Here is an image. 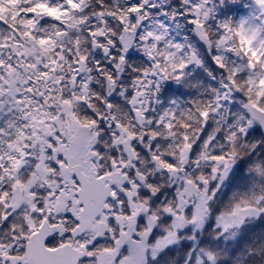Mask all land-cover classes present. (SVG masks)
Returning a JSON list of instances; mask_svg holds the SVG:
<instances>
[{"label": "snow or ice", "instance_id": "6c2138e0", "mask_svg": "<svg viewBox=\"0 0 264 264\" xmlns=\"http://www.w3.org/2000/svg\"><path fill=\"white\" fill-rule=\"evenodd\" d=\"M0 264H264V0H0Z\"/></svg>", "mask_w": 264, "mask_h": 264}]
</instances>
